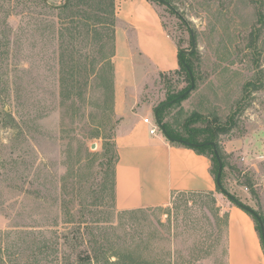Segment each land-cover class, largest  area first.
Returning a JSON list of instances; mask_svg holds the SVG:
<instances>
[{"label":"rangeland","instance_id":"374dc122","mask_svg":"<svg viewBox=\"0 0 264 264\" xmlns=\"http://www.w3.org/2000/svg\"><path fill=\"white\" fill-rule=\"evenodd\" d=\"M152 1L179 49L190 50L195 40V50L186 54L194 68V89L165 110L163 121L182 136L194 112L202 119L191 117L192 128L215 119L225 127L217 138L224 162L221 183L264 221V0ZM47 2L61 5L64 0ZM55 19L36 0H0V264H58L59 258L60 264H109L108 258L115 259L111 252L120 254L130 246L161 264H186L191 258L192 264H230L231 244L237 260L247 251L264 264L257 221L247 213L258 242L253 248V236L238 213L244 210L217 189L175 193L163 207H115L111 189L118 122L113 118L107 126L104 148L102 139L83 138L98 113L93 88L81 110L84 118L63 122L67 110L59 106ZM82 52L92 58L97 47L87 44ZM186 86L183 73L166 74L143 102L155 109ZM84 147L97 153L85 170V183L99 198L103 194L104 212H86L88 220L99 218L101 230L82 229L87 242L71 247L73 237L82 235L74 221L85 218L78 219L77 202L68 210L61 205V185L76 188ZM206 152L212 158L211 149ZM210 169L215 180L211 160ZM71 198L73 193L66 200ZM64 233L71 244L62 243ZM92 248L91 262L74 261Z\"/></svg>","mask_w":264,"mask_h":264},{"label":"crops","instance_id":"0c3cea01","mask_svg":"<svg viewBox=\"0 0 264 264\" xmlns=\"http://www.w3.org/2000/svg\"><path fill=\"white\" fill-rule=\"evenodd\" d=\"M115 15L112 57L113 112L118 122L114 137L115 207L119 210L163 207L178 192L213 193L216 184L209 157L171 143L160 132L150 133L152 124L144 121L154 120V109L143 102L145 96L159 83L161 74L179 68L181 49L168 34L152 0H115ZM237 211L232 213L235 224ZM238 213L253 236L254 248L258 242L249 215L244 211ZM233 253L231 244L230 264H258L253 253L243 252L238 260Z\"/></svg>","mask_w":264,"mask_h":264},{"label":"trees","instance_id":"16d2710c","mask_svg":"<svg viewBox=\"0 0 264 264\" xmlns=\"http://www.w3.org/2000/svg\"><path fill=\"white\" fill-rule=\"evenodd\" d=\"M45 1L47 0H36L37 5H39V7L46 11L49 16L56 18L54 21V26L56 25V39L58 41L59 106L65 107L67 110L66 114L62 116L63 122L66 117L72 118V120L75 118H79L80 120H82L84 118L85 114L84 112H81V110L83 105L85 104L87 92L91 90V88H93V90L98 93L96 98V108L98 109V113L97 115L91 117L90 121L88 122V124L91 125L89 134L84 135L83 138L102 139V147L104 148L108 139V136L105 133L107 126L110 124L111 120L115 118L113 112L114 70L112 63V57L114 54V33L116 22L115 0H68L67 4L62 8H53L49 6V4ZM87 44L96 45V56L90 58L87 54L82 52L83 48ZM186 67H189L195 81L196 78L194 76V68L190 59L186 54L179 52V68L173 72L166 74L183 73L188 86L183 88L178 93L169 96V100L182 94L190 86V77ZM166 74H161L160 77L163 78ZM186 97L187 95L171 104L160 107L157 111L158 118L170 137L174 139H182L190 143L201 144L195 147L187 145L184 146L192 148L197 153L206 155L211 161L216 164L217 167V161L213 154L212 146L205 144L206 142H214L217 146L219 156L221 157V159H223L217 138L220 133L226 131V128L218 124L216 119L213 120V123L208 122L203 126L192 128L190 127L192 121L191 117L202 119L200 113H192V115L185 121V130L187 132V136H182L181 134L173 131V129L163 121L165 110L172 105L179 103ZM198 135H203V138L201 140H197L196 138ZM84 144L85 142H82V147L84 146ZM206 148L211 149L212 158L207 154ZM83 150V154L81 153L82 160L78 161L77 166L78 178L76 182V188H74L73 185L72 190L70 191L68 190L69 188L67 186V183H63L61 185V193L63 195L61 205L68 210V206L70 203L77 202V213L79 214L78 219H80L82 216L85 218V220L74 221L78 224L79 233L82 235L73 237L72 244L70 243L69 236L66 235V233L61 236L63 239L62 243L65 245L71 244V247H74L79 241L85 243L86 240L84 239L83 235L86 233V231L82 229L94 226V228L101 230L99 218H95L94 220H91L93 219L91 218L88 220L86 218V212L89 211L92 215H99L100 213L104 212L103 208H100L102 207V201L104 199L102 194V191L104 189L102 188V190L100 191L102 196L99 198L96 195L97 191L93 190V188L87 189L85 183V170L91 166V163L96 158L97 153L89 151L88 147H84ZM115 155L116 164L117 153H115ZM115 164L112 173L113 180L111 189L113 202H115ZM216 189L218 190L217 187ZM70 193H73L74 198L66 200V197H68ZM178 193L198 194L199 192ZM261 220L263 221L262 218ZM65 222L69 223L73 222V220H67ZM94 244L95 246H97V241H95L93 245ZM97 247L95 249H98ZM93 251L96 252V250L92 248L91 253L87 251L84 255L77 256L74 261L91 262ZM110 255L112 257H115V259L109 260L108 258L107 261H109V264H161L159 260H157V258L145 257L144 255L140 256L141 254H139V246H137L136 248L130 246L126 248L123 253L114 254V252H111ZM192 259L193 258L188 259L184 263L192 264ZM61 260L62 259L59 258L58 264L61 263ZM64 260H66V258H64ZM96 260L98 261L97 258ZM166 264H171V261L168 260Z\"/></svg>","mask_w":264,"mask_h":264},{"label":"water","instance_id":"95a60500","mask_svg":"<svg viewBox=\"0 0 264 264\" xmlns=\"http://www.w3.org/2000/svg\"><path fill=\"white\" fill-rule=\"evenodd\" d=\"M158 1L168 5V3L166 1H164V0H158ZM45 2H47V1H45ZM67 2H68V0H64L63 4H61V5H52V4L48 3V2L47 3L49 4V6H51L53 8H62V7H64L67 4ZM194 50H195V40L192 37V39H191V49L190 50H180V53L187 54V53L193 52ZM186 68L188 70V74H189V77H190V86L182 94L178 95L177 97H175V98H173L171 100H168L166 102H163L160 105H158L153 111V118H154V121H155L156 125L158 126L161 134H163L165 136V138H167L168 141H170L171 143H176V144H180V145H187V146L195 147V146H198V145H201V144L190 143V142L182 140V139H174V138L170 137L167 134L164 126L162 125V123L159 120L158 115H157V111H158V109L160 107H162L164 105L171 104V103L183 98L184 96L188 95L194 89L195 84H194L193 74L190 71L189 67H186ZM205 144L212 146L213 154H214V156L216 158V161H217V172H216V175H215L216 187L218 188V190L222 194H224L227 198H229V200L231 202H233L237 207H239L242 210L246 211L253 218H255V220L257 221V223L259 225L260 236H261V240H262L263 247H264V223H263V221L261 220V218L251 208L243 205L241 202H239L236 198H234L230 193H228L225 190V188L223 187V185L221 183V174H222V170H223V162H222L221 157L219 156V153H218V150H217V146H216V144L214 142H206ZM93 145H95V144H93Z\"/></svg>","mask_w":264,"mask_h":264},{"label":"built area","instance_id":"2783aa9c","mask_svg":"<svg viewBox=\"0 0 264 264\" xmlns=\"http://www.w3.org/2000/svg\"><path fill=\"white\" fill-rule=\"evenodd\" d=\"M144 121L147 122V123H150V122H151L152 127H151V129H150V133L160 132V130H159V128H158V126L156 125V123H155L154 120L151 121V120H149V118H145ZM263 157H264V154H263Z\"/></svg>","mask_w":264,"mask_h":264}]
</instances>
